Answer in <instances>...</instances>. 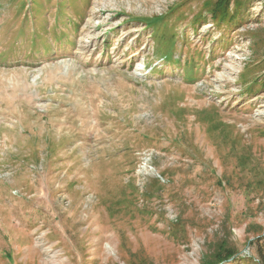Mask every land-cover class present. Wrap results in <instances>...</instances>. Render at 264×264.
<instances>
[{"label":"rangeland","instance_id":"374dc122","mask_svg":"<svg viewBox=\"0 0 264 264\" xmlns=\"http://www.w3.org/2000/svg\"><path fill=\"white\" fill-rule=\"evenodd\" d=\"M0 264H264V0H0Z\"/></svg>","mask_w":264,"mask_h":264},{"label":"trees","instance_id":"16d2710c","mask_svg":"<svg viewBox=\"0 0 264 264\" xmlns=\"http://www.w3.org/2000/svg\"><path fill=\"white\" fill-rule=\"evenodd\" d=\"M217 13H218V12H217ZM216 16H217L216 13H214V14H213V17H216Z\"/></svg>","mask_w":264,"mask_h":264}]
</instances>
